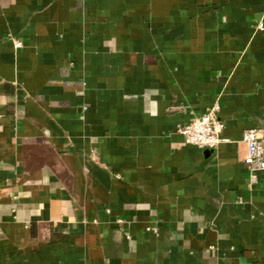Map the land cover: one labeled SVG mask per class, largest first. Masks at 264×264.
Returning a JSON list of instances; mask_svg holds the SVG:
<instances>
[{"label": "crops", "instance_id": "0c3cea01", "mask_svg": "<svg viewBox=\"0 0 264 264\" xmlns=\"http://www.w3.org/2000/svg\"><path fill=\"white\" fill-rule=\"evenodd\" d=\"M260 24L264 0H0V264H264ZM215 105L228 141L187 145Z\"/></svg>", "mask_w": 264, "mask_h": 264}, {"label": "built area", "instance_id": "2783aa9c", "mask_svg": "<svg viewBox=\"0 0 264 264\" xmlns=\"http://www.w3.org/2000/svg\"><path fill=\"white\" fill-rule=\"evenodd\" d=\"M263 30L264 25L260 24ZM15 41L16 46L21 43ZM219 105L213 106L208 112L197 115L188 124L181 126L179 133L187 145L205 150H216L228 140L224 137L225 124L219 115ZM242 143L247 147L244 164L251 182L257 181L260 172H264V130H247L242 135Z\"/></svg>", "mask_w": 264, "mask_h": 264}]
</instances>
